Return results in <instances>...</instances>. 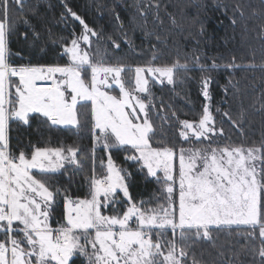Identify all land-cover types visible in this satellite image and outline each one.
Masks as SVG:
<instances>
[{
	"label": "snow or ice",
	"instance_id": "1",
	"mask_svg": "<svg viewBox=\"0 0 264 264\" xmlns=\"http://www.w3.org/2000/svg\"><path fill=\"white\" fill-rule=\"evenodd\" d=\"M61 3V22L66 27L76 22L80 31L73 27L68 37L52 41L59 43L65 63L43 64L10 46L23 24L32 31L30 47L46 51L37 49L41 34L31 24L32 17H40L39 3L0 0V264H76L77 258L82 264H214L197 258L195 249L207 243L224 256L221 234L244 241L232 253L235 262L228 264H244L241 253L251 256L250 264H264V136L259 142L232 141L224 125L245 135L248 116L242 102L235 118L219 106L214 114L210 73L221 65L191 57L206 73L201 76L205 103L195 118L180 119L170 104L154 103L150 84L175 86L190 79L187 58L157 64L162 55L157 49L144 65L133 67L120 59L110 63L108 49L101 47L102 33L67 0ZM134 7L144 22L141 29L153 10L155 20L163 23L161 0H136ZM243 8L237 3L233 11L243 17ZM167 15L177 25L175 16ZM115 19L120 21L118 14ZM22 35L29 39L27 31ZM48 35L51 39L50 30ZM106 39L114 51L120 49L111 36ZM222 67L240 65L233 57ZM233 79L222 88L226 95L233 89L235 97L240 89ZM34 122L77 135L87 128L90 152L75 144L13 145L12 126L30 129ZM121 151L146 183L156 185L147 198L134 196L132 173L114 159ZM81 175L88 188L84 197L72 192Z\"/></svg>",
	"mask_w": 264,
	"mask_h": 264
},
{
	"label": "trees",
	"instance_id": "2",
	"mask_svg": "<svg viewBox=\"0 0 264 264\" xmlns=\"http://www.w3.org/2000/svg\"><path fill=\"white\" fill-rule=\"evenodd\" d=\"M31 2L39 3L40 6V17L31 18L32 27L41 34L37 49L44 47L46 51L39 53L38 50L34 51L30 47L32 31L23 24L18 26L17 35L12 37L11 48L13 51H21L25 56H30L33 63H65L67 58H61L59 43L53 44L52 41L58 40L59 37H68L73 27L79 32L78 24L71 22L66 27L61 22L60 14L64 10L61 0H31ZM67 2L89 23L90 27L101 32L105 37V40L101 41V47L108 49L110 53L108 62L110 63L120 59L121 62L133 67L144 65L151 60L153 52L157 49L162 52L161 58L155 61L157 64H171L177 59L184 63L186 58L188 59L189 67L192 69L187 73L190 79L185 80L182 84L178 82L175 86L167 83L150 85L154 103L159 105L163 101L165 105L170 104L180 119L195 118L205 103L201 95V76L206 73L200 72L199 67L192 63L191 57L200 55L201 62L206 64H211L215 60L221 67L210 73L213 77L210 93L213 97L214 114L215 107L219 106L222 109H230L233 118H235L240 111L242 102L248 116L245 135L241 137L240 133L231 129L229 124L225 123L224 125L232 137V141L235 143L259 142L264 136V109H261V103H264V96H262L264 93V67H261L264 65V33L261 31V26L264 25V14H262L264 5L261 0H196L197 3L203 5L200 8L194 6L193 0H161L160 18L163 23L155 20L153 10L149 13L147 24L143 29L140 25L144 22L134 7L136 0H67ZM217 3L221 6L217 7ZM237 3L244 5L243 17L233 11V6ZM165 6H167L166 9ZM167 13H172L175 16L177 25L171 23ZM116 14L119 15L120 21L115 19ZM13 15L15 16L16 13ZM197 17L198 19L194 22V18ZM233 18L237 19L235 25L231 23ZM121 22L123 28L120 27ZM201 23L204 25L203 34L200 33ZM48 30L52 33L51 39H49ZM25 31L29 35L27 41L22 35ZM122 33H126V37ZM145 33L150 35H145ZM157 35L161 37L163 43L156 40ZM108 36L120 43L119 50H113L111 41L106 39ZM125 40L128 42L126 43ZM152 45H156V49ZM233 57L240 67L225 70L222 65L232 61ZM178 75L183 78L185 74L179 73ZM230 78H234L233 83L238 81L236 86L240 92L235 97L232 95L233 89H230L229 94L226 95L222 88V86L228 85ZM225 100L227 103H224ZM167 114L171 116V112ZM216 118L218 121L221 119L219 115H216ZM12 127L10 135L13 145L19 142L21 146H25L30 141L33 144L39 143L40 146L53 147L59 146L61 143L75 144L81 146L86 154L92 147L91 133L87 128L77 135L66 129L49 130L46 127H40L35 122L30 129L17 128L15 125ZM38 128L39 130H37ZM97 155L103 156V153L98 150ZM124 155L123 151L114 153L116 163L132 173L131 190L134 196L138 199L147 198L156 185L146 183L143 175L137 171V166L132 162H126ZM97 167L99 166L97 165ZM59 179L61 183H66L63 177ZM72 192L74 196H86L88 188L82 175L75 177ZM57 219L60 218L57 217ZM226 240H230L231 243H225ZM237 240L240 241L239 244L236 243ZM243 243V238L237 237L235 234L231 237L221 234L218 244L224 245L222 249L225 253L224 256H219L218 251L210 248L207 243L198 246L195 251L197 258L213 261L214 264H228L229 260L235 262L236 258L232 253L240 251V245ZM202 252L203 256H201ZM251 259V256L243 253L240 255V261H243L244 264H250ZM76 264H82V259L77 258Z\"/></svg>",
	"mask_w": 264,
	"mask_h": 264
},
{
	"label": "rangeland",
	"instance_id": "3",
	"mask_svg": "<svg viewBox=\"0 0 264 264\" xmlns=\"http://www.w3.org/2000/svg\"><path fill=\"white\" fill-rule=\"evenodd\" d=\"M166 83V82H165ZM151 85V84H150ZM118 91V90H117ZM115 94V93H114ZM185 146H187V145H185ZM196 146H199V145H196ZM177 165H178V161H177Z\"/></svg>",
	"mask_w": 264,
	"mask_h": 264
}]
</instances>
